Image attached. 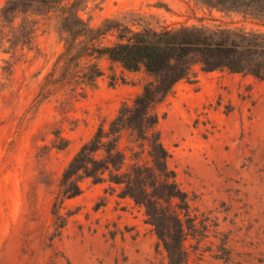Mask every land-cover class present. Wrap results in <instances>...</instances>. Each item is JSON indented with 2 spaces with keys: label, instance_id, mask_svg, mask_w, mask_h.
<instances>
[{
  "label": "rangeland",
  "instance_id": "1",
  "mask_svg": "<svg viewBox=\"0 0 264 264\" xmlns=\"http://www.w3.org/2000/svg\"><path fill=\"white\" fill-rule=\"evenodd\" d=\"M80 12L94 26L110 18L133 29L264 30L256 19L204 0H90ZM24 20L36 27L33 48L7 41L21 34ZM2 23L0 17V264H168L145 205L120 196L122 185L84 177L81 192L65 198L59 185L99 123L108 126L123 102L133 103L155 77L102 56L103 74L85 96L67 102L62 94L36 104L64 49L57 17L29 10L13 25ZM117 33L108 30L101 40L113 42ZM194 67V79L179 80L156 105L169 165L191 198L190 214L174 206L187 228L188 264H264V79ZM54 211L66 219L60 234Z\"/></svg>",
  "mask_w": 264,
  "mask_h": 264
},
{
  "label": "trees",
  "instance_id": "2",
  "mask_svg": "<svg viewBox=\"0 0 264 264\" xmlns=\"http://www.w3.org/2000/svg\"><path fill=\"white\" fill-rule=\"evenodd\" d=\"M204 1L222 10L241 12L264 26V0ZM89 2L6 0L0 11L3 27L13 25L20 12L29 10L57 17L64 49L45 74L36 104L62 94L67 102L71 97L85 96L86 89L95 86L103 74L99 62L102 56L125 69H144L155 77L144 84L133 103L123 102L108 126L106 120L101 121L82 143L61 174L60 192L63 198L77 195L82 190L79 180L84 177L122 185L120 196L145 205L168 251V264H188L184 244L187 228L174 206L181 204L190 214L191 198L169 165L170 152L161 139L156 105L166 99L179 80L194 79L195 64L204 70L246 71L264 79V30L187 24L133 29L128 24H111L110 18L94 26L80 12ZM28 22L21 23L18 37L14 33L8 36L11 46L19 42L29 48L36 46V27ZM114 28L118 29V39L104 43L101 38ZM54 213L55 233L60 234L66 219L62 213Z\"/></svg>",
  "mask_w": 264,
  "mask_h": 264
}]
</instances>
